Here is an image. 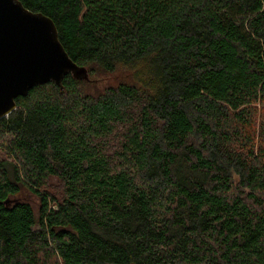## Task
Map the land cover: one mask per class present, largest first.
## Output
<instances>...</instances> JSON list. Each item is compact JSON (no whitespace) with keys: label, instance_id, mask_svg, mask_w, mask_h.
<instances>
[{"label":"trees","instance_id":"obj_1","mask_svg":"<svg viewBox=\"0 0 264 264\" xmlns=\"http://www.w3.org/2000/svg\"><path fill=\"white\" fill-rule=\"evenodd\" d=\"M19 1L121 79L0 120V264H264V0Z\"/></svg>","mask_w":264,"mask_h":264},{"label":"water","instance_id":"obj_2","mask_svg":"<svg viewBox=\"0 0 264 264\" xmlns=\"http://www.w3.org/2000/svg\"><path fill=\"white\" fill-rule=\"evenodd\" d=\"M68 75L90 81L87 68L76 64L60 42L54 21L19 0H0V120L37 86L53 82L63 90Z\"/></svg>","mask_w":264,"mask_h":264},{"label":"rangeland","instance_id":"obj_3","mask_svg":"<svg viewBox=\"0 0 264 264\" xmlns=\"http://www.w3.org/2000/svg\"><path fill=\"white\" fill-rule=\"evenodd\" d=\"M120 79H121L120 74L116 76H108L104 73H97L96 75L91 76L90 81H88L90 83H88L87 89L92 93L103 91L106 87L116 83V81ZM2 158H3V153L0 150V159ZM50 189H51V193L56 196H59L61 193L60 185L57 180L52 181V186ZM18 200L31 204L35 210H37L39 207V200L26 190H23V192L19 195Z\"/></svg>","mask_w":264,"mask_h":264}]
</instances>
